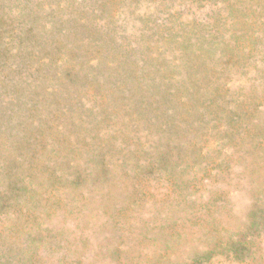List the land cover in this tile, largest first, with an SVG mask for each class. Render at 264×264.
Segmentation results:
<instances>
[{"label": "rangeland", "instance_id": "374dc122", "mask_svg": "<svg viewBox=\"0 0 264 264\" xmlns=\"http://www.w3.org/2000/svg\"><path fill=\"white\" fill-rule=\"evenodd\" d=\"M0 264H264V0H0Z\"/></svg>", "mask_w": 264, "mask_h": 264}]
</instances>
